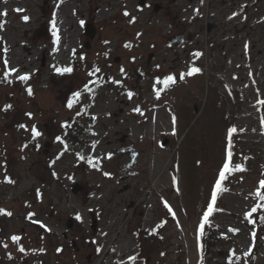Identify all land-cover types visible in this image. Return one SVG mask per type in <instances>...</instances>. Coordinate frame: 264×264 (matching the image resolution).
Segmentation results:
<instances>
[{"label": "rangeland", "instance_id": "rangeland-1", "mask_svg": "<svg viewBox=\"0 0 264 264\" xmlns=\"http://www.w3.org/2000/svg\"><path fill=\"white\" fill-rule=\"evenodd\" d=\"M215 1L217 18L232 19L211 32L208 0H0V209L11 212L0 214V264H199L214 191L210 219L222 237L208 264H264V225L248 219L264 181V0ZM179 33L184 40L168 44ZM84 58L105 74L92 96L74 66ZM191 66L201 71L187 75ZM77 118L87 131L62 150L54 135ZM14 250L21 263L8 257Z\"/></svg>", "mask_w": 264, "mask_h": 264}, {"label": "trees", "instance_id": "trees-1", "mask_svg": "<svg viewBox=\"0 0 264 264\" xmlns=\"http://www.w3.org/2000/svg\"><path fill=\"white\" fill-rule=\"evenodd\" d=\"M91 69V68H90ZM88 76L90 80H92L95 76V73L93 70H88ZM79 119L77 120H68L67 121V127L70 129L72 127L79 125ZM81 134V133H80ZM78 134V137L79 135ZM76 139L77 136L69 130L68 132V145H76ZM72 143V144H71ZM259 195L257 202L255 204V208L257 209L255 212H250L251 216H249L250 220L253 221L257 226L262 227L264 225V207H258L259 205H264V200H262L260 197L264 196V187L259 188ZM172 216V213L169 214ZM167 219V218H165ZM222 236L219 234L218 230L213 226L211 219H208L207 222H205L203 232H202V245H203V251L201 254L202 262L203 264H208L212 255L214 254L211 249L214 247V243L218 242V240ZM217 244V243H216ZM226 258L228 262L235 261L237 259V255L226 253ZM204 259V260H203Z\"/></svg>", "mask_w": 264, "mask_h": 264}, {"label": "snow or ice", "instance_id": "snow-or-ice-1", "mask_svg": "<svg viewBox=\"0 0 264 264\" xmlns=\"http://www.w3.org/2000/svg\"><path fill=\"white\" fill-rule=\"evenodd\" d=\"M18 11H19V10H18ZM125 15H128V13L125 12ZM234 15H235V14H234ZM24 19L27 20L28 17L25 16ZM0 26H2V25H0ZM125 46L128 47L129 45L126 44ZM196 55H200V53H196ZM12 71H16V70L13 69ZM56 71H57V72H71L72 69H71L70 67H66V68H63V69H59V68H58V69H56ZM200 71H201V70H200L199 68H195V67H193V68L187 73V75H192V74L197 73V72H200ZM19 79H20L21 81H25V80H28V79H29V76H28L27 74H25V75L19 76ZM180 79H183V75H181ZM163 82H164L166 85H168V84H174V83L176 82V78H175L173 75H168L167 77H165V79H164ZM85 88L87 89V85H85ZM27 91H28V94H29V95H32V94H33V93H32V89H31L30 87L27 89ZM79 95H80V93H75V94H74V96H76V97H78ZM128 95H129V98H131V96H132L133 94H132L131 92H129ZM157 95H159V93H157ZM10 107H11V105H6V106H5L6 109H7V108H10ZM68 107H72V103H71V102H69ZM134 111H140V109H139V108H136V109H134ZM28 115L31 116V113H28ZM173 121L175 122V117H173ZM21 127H24V126L21 125ZM31 131H32V133H33L34 136H40V135H41V133L35 128V126H33V128L31 129ZM230 131H235V129H232V130H230ZM57 139L59 140L60 137H57ZM229 156H231V153H230V152H229ZM229 170H230L229 163H228V162H225L224 165H223V169H222V170L220 171V173H219V175H220V180L217 181L216 186H215L217 191L220 190V188H221V181L225 178V174H226ZM105 175H109V174H108V173H105ZM9 182H11V181H9ZM261 187H264V181L261 182ZM257 195H259V192H257ZM260 198H261L262 200H264V196H261ZM215 200H216V191L213 192V195H212V202L209 203V205H208V209H207V211H206L205 214H204L203 219H204L205 222H207L208 217H209V214L213 211V204L215 203ZM166 206H167V205H166ZM258 207H264V205H259ZM169 210H171V209H169ZM256 210H257V209L254 207V208L252 209V212H255ZM0 214H7V215L10 216V215H11V212H6L4 209H0ZM248 215L251 216V213H249ZM77 218L79 219V217H77ZM262 219H264V218H262ZM202 229H203V224L201 225V231H202ZM233 231H238V230L233 229ZM12 239H13V241H16V240H19V237H17V236H13ZM21 250H23V249H21ZM97 251H99V249H97ZM129 259L132 260V259H135V257H129Z\"/></svg>", "mask_w": 264, "mask_h": 264}, {"label": "flooded vegetation", "instance_id": "flooded-vegetation-1", "mask_svg": "<svg viewBox=\"0 0 264 264\" xmlns=\"http://www.w3.org/2000/svg\"><path fill=\"white\" fill-rule=\"evenodd\" d=\"M208 4H209V7H208V10H206V14H207L208 20H209V22L207 21V30L208 31L212 32L214 29L217 28V25H218V20L217 19L222 18V20H220V26L226 24V22H228V21H230L232 19V18L228 19V16H226L225 13H223V14L226 16V18H225L224 15H222V13L220 15V18H217L218 9L222 10V1H220V4H219V2H216L215 0H208ZM217 4H219V6H218L219 8L217 7ZM254 5H256V2L254 3L252 1V7H254ZM161 9H162V7H161ZM255 9H256V7H255ZM224 12H225V10H224ZM236 13H237V15L239 14L238 12H236ZM252 18H253V21H254V18H256V17L253 16ZM86 43H88V42H86ZM235 44L236 43H233V45H235ZM248 53L249 52H247V54ZM98 62H99V60H98ZM64 132H65V129L61 126L58 129V131L56 132V134L54 135V138L60 137V139H61L62 135L64 134ZM0 224H2L1 221H0ZM18 247H20V246H17L16 249H18ZM8 257L11 258V259H14V260H16V261H18L20 263V260L22 258V254L19 251H17V250L15 251L14 250V252L10 253L8 255Z\"/></svg>", "mask_w": 264, "mask_h": 264}, {"label": "water", "instance_id": "water-1", "mask_svg": "<svg viewBox=\"0 0 264 264\" xmlns=\"http://www.w3.org/2000/svg\"><path fill=\"white\" fill-rule=\"evenodd\" d=\"M144 2H145V0H139V4L140 5H143ZM159 6L160 5L158 3H156L154 5V9L158 10ZM44 33L46 34V30H45ZM86 33L89 34L90 36H93L94 29H93V25L92 24H89V25L86 26ZM41 34L42 33H38V36H40ZM175 39H182V35H179V36L175 37ZM80 188H81V185L78 184V183H75L73 185V187H72V192L76 193ZM72 224H73L72 218H69L68 221H67V226L71 228L73 226ZM91 226L95 230V226H96V220L95 219L92 220V225Z\"/></svg>", "mask_w": 264, "mask_h": 264}, {"label": "bare ground", "instance_id": "bare-ground-1", "mask_svg": "<svg viewBox=\"0 0 264 264\" xmlns=\"http://www.w3.org/2000/svg\"><path fill=\"white\" fill-rule=\"evenodd\" d=\"M60 22H61V24H62V28H65L66 27V24H65V22H64V19L62 18L61 20H60ZM63 55V54H62ZM18 60V58L16 57L13 61H12V63H14L15 61H17ZM154 184H160V182H159V178H156L155 180H154Z\"/></svg>", "mask_w": 264, "mask_h": 264}]
</instances>
